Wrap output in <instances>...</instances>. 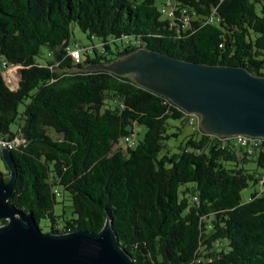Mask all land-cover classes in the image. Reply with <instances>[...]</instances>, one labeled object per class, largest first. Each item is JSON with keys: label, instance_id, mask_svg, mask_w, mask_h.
<instances>
[{"label": "trees", "instance_id": "16d2710c", "mask_svg": "<svg viewBox=\"0 0 264 264\" xmlns=\"http://www.w3.org/2000/svg\"><path fill=\"white\" fill-rule=\"evenodd\" d=\"M156 1L0 0V142L12 143L16 169L9 204L38 227L47 220L48 233H98L108 219L134 264H264V139L242 146L196 126L172 146L184 133L171 123H188L185 111L129 76L85 70L147 49L264 77V0ZM72 25L101 47L80 49L79 64ZM14 66L12 92L2 73ZM136 125L146 129L139 143ZM249 183L260 191L242 202Z\"/></svg>", "mask_w": 264, "mask_h": 264}, {"label": "water", "instance_id": "95a60500", "mask_svg": "<svg viewBox=\"0 0 264 264\" xmlns=\"http://www.w3.org/2000/svg\"><path fill=\"white\" fill-rule=\"evenodd\" d=\"M15 67V66H14ZM85 70L129 76L137 85L168 99L198 118L200 129L217 137L264 139V77L243 68L189 63L138 49ZM20 74V72H19ZM10 91L18 89L3 76ZM9 180L0 174V264H134L106 219L98 233H42L31 213L9 204L16 180L10 152L1 151Z\"/></svg>", "mask_w": 264, "mask_h": 264}, {"label": "rangeland", "instance_id": "374dc122", "mask_svg": "<svg viewBox=\"0 0 264 264\" xmlns=\"http://www.w3.org/2000/svg\"><path fill=\"white\" fill-rule=\"evenodd\" d=\"M156 5L157 6L161 5L159 0L156 1ZM70 30H71V33H72V35L70 37V45L72 47L73 46L74 47L78 46L79 49H82V50H85V51L87 50L91 56H92V48H96L97 50H99L101 48L100 44H99V41L96 38H92L91 40L87 39L86 35L84 33H82L80 31V29L76 25H72ZM46 54H47L46 49L42 48V56L46 57ZM37 61L42 63V60H40V59H37ZM20 69H21L20 67H18V68L17 67H9V69L4 70L3 73H4L5 77L10 78V79H11V76H13V73H14V77L16 78L18 72H20ZM12 82L16 86L17 82H19V81H12ZM20 110H21V107H20ZM189 116L194 118L195 126H198L197 118L195 116H192V115H189ZM171 124H172L173 127L174 126H178V128H182V131L184 133V135H181L178 138L171 139L169 141L168 144H171L172 146L178 145L180 142H182L185 139L184 136H188V135H190L189 133L193 132L192 131L193 130V128H192L193 126H192V124H190V122L184 123L183 126L181 125L180 122H175V123L173 122ZM17 129H18L17 124H12L11 127H10V131H12L13 133H15L17 131ZM145 131H146L145 127L140 126V125H136L135 126V133H136V140L135 141L137 143L143 141ZM119 145L120 146L124 145L122 140L119 141ZM0 173H3V178H9V174L10 173H9V171H7L5 169V165L3 163V160H1V159H0ZM262 181L264 182V177L262 178ZM259 191H260L259 184L253 185V183H249L248 188L245 189L241 193V201L242 202H247L252 193L259 192ZM61 199H58V201H61ZM64 199H66L65 196H64ZM55 211H56L57 214H61L62 206L61 205H57L56 208H55ZM71 211H72V209H71V206H70V202L66 201L64 203V215L66 217H69L71 215ZM48 225H49V222L47 220H41L39 222V227L42 230V233H48L47 232L48 231Z\"/></svg>", "mask_w": 264, "mask_h": 264}, {"label": "built area", "instance_id": "2783aa9c", "mask_svg": "<svg viewBox=\"0 0 264 264\" xmlns=\"http://www.w3.org/2000/svg\"><path fill=\"white\" fill-rule=\"evenodd\" d=\"M163 12L167 13L165 10H163ZM69 53H70V57L73 59L75 64H79L82 61V54H81V50L79 48L74 47L72 50H70ZM2 75L4 76V73H2ZM197 120H198V118H197ZM189 122H190V124H192L193 127H196L194 118L190 117L189 118ZM237 137H238V142L242 146H247L248 137H244V136H237ZM126 142H128V139H126ZM11 146H12V143H9V142H6V141H1L0 142V150L11 149Z\"/></svg>", "mask_w": 264, "mask_h": 264}]
</instances>
